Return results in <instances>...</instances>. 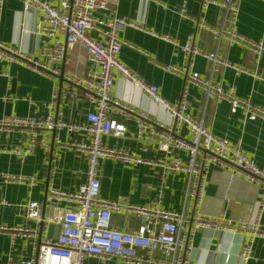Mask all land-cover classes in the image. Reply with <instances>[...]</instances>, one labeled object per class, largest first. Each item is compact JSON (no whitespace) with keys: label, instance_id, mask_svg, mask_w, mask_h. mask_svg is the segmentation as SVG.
Segmentation results:
<instances>
[{"label":"built area","instance_id":"1","mask_svg":"<svg viewBox=\"0 0 264 264\" xmlns=\"http://www.w3.org/2000/svg\"><path fill=\"white\" fill-rule=\"evenodd\" d=\"M0 0V18L4 3ZM157 3V1L152 0ZM22 14L33 12L36 16L35 31L41 42L34 55L25 54L20 48L0 40V60L30 64L36 70L58 76L60 62L66 50L75 44L82 47L89 67L82 75L62 74L66 88L55 85L49 109L38 116L0 117V132H24L26 144L10 148L20 160L28 156L35 146L44 151L49 147L48 131L52 140L61 147L72 148L85 158V180L74 192L50 188L48 197L52 200H67L75 204L74 209L44 218L36 201L22 205L23 217L35 221L34 226L0 224V233L6 234L13 246L17 236L29 238L35 248V255L25 264H84L85 260L97 257L102 260L117 259L123 264H207L195 263L190 259L195 233L204 226H215L227 230L243 231L248 238L240 252V264H246L251 251V242L260 234L258 219L264 208V158L256 162L238 144L216 135L203 122L194 119L189 110V88L195 86L208 98L226 101L232 114L240 113L245 120H263L264 107L253 104L249 98L235 93L233 85L224 87L211 77H204L193 70L194 58L205 57L211 63L212 72L221 67L234 70L264 81V75L256 69H248L232 63L216 52L202 51L196 44L195 35L189 34L183 42L175 37H164L181 54V63L168 64L164 69L183 76L179 97L174 102L166 100L160 86L148 83L127 68L119 59L128 27L143 30L111 11L108 17L97 13L107 10L103 0H21ZM240 0H202L201 6L216 4L223 8L219 26H208L198 22L211 33L218 43L239 46L258 58L264 53L263 40H255L241 34L236 28ZM179 16L193 20L186 8V0L176 10ZM62 38H59V37ZM118 72L129 80L150 101L160 106L169 121L156 120L145 110H138L123 103L112 95L113 74ZM81 93L88 102L83 120L66 119L62 113L53 110V100L65 92ZM135 124L134 137L142 145L154 146L159 156L145 159L136 151L107 146L104 136H123L126 121ZM65 130L77 138L59 142L58 133ZM184 130L187 136L184 135ZM110 160L126 164L161 165L164 173L183 172L188 176L185 192V207L171 210L160 204V198L146 203L134 204L118 199H108L100 194V164ZM55 157L50 158V174L54 173ZM212 167L227 168L233 175L241 176L248 183L258 184L257 216L251 221L232 220L224 214L207 216L200 213L206 178ZM6 181L34 183L29 176H7ZM231 181V180H230ZM5 203L4 201H2ZM113 214L133 216L138 224L134 229L117 230L111 225ZM57 225L55 237L49 234L50 226ZM4 264H14L12 258Z\"/></svg>","mask_w":264,"mask_h":264},{"label":"crops","instance_id":"2","mask_svg":"<svg viewBox=\"0 0 264 264\" xmlns=\"http://www.w3.org/2000/svg\"><path fill=\"white\" fill-rule=\"evenodd\" d=\"M58 1V0H52ZM107 10L97 14L108 17L111 11L125 16L131 22L145 28L128 27L123 33L124 44L119 53L120 61L142 80L160 86L163 97L174 102L179 97L183 76L164 69L168 64L181 63L180 52L164 37H175L183 42L189 34L195 35L197 46L205 52H218L232 63L248 69H256L264 75V53L258 58L239 46H228L224 41L216 43L208 29L200 27L202 20L208 26H219L223 18V8L216 4L201 6L202 0H186V8L193 20L182 18L176 10L185 0H103ZM21 0H6L0 18V40L20 48L22 52L34 55L39 48L40 38L35 31L36 16L33 12L22 14ZM198 21V22H197ZM237 30L255 40L264 42V0H240L236 22ZM59 38H62L61 36ZM60 74L49 76L33 68L30 64L0 60V117L38 116L45 114L52 101L55 85L64 90L66 82L62 74L82 75L89 63L82 47L75 44L66 50L59 64ZM193 70L204 77H211L224 87L233 85L236 95L249 98L264 107V81L246 74H236L234 70L221 67L212 72L211 63L205 57L194 58ZM112 95L123 103L138 110H145L156 120L169 121L163 109L123 78L118 72L113 74ZM189 110L192 117L203 122L218 136L238 144L256 162L264 158V121L245 120L240 113L232 114L226 101H216L195 86L189 88ZM53 110L62 113L66 119L80 121L88 109V102L78 93L69 91L53 100ZM127 131L123 136H104L107 146L136 151L145 159L159 156L154 146L140 144L134 137L135 124L126 121ZM184 135L187 136L186 130ZM25 133L0 132V224L14 226L26 224L34 226L35 221L23 217L22 205L36 201L44 218H51L64 210L74 209L75 204L67 200H52L49 189L74 192L85 180V158L72 148L61 147L52 140L48 131L49 147L44 151L35 146L23 160L8 150L26 144ZM59 142L72 141L77 137L61 130ZM55 157V170L50 174V158ZM100 194L108 199L122 202L146 204L160 198V204L171 210H182L188 183L183 172H167L161 165L126 164L103 160L100 164ZM7 176H29L34 183L6 181ZM231 180V181H230ZM47 183V184H46ZM260 186L248 183L227 168L212 167L206 178V185L199 210L207 216L224 214L232 220L251 221L257 216L256 202ZM4 201L5 203H3ZM261 232L251 242V251L246 264H264V208L258 219ZM138 221L133 216L113 214L111 225L117 230L134 229ZM54 226L49 234L55 237ZM248 234L243 231L227 230L215 226H204L193 237L190 259L195 263L240 264V252ZM35 255L32 241L17 236L13 246L4 233H0V264L12 258L14 264H25ZM84 264H123L117 259L102 260L91 257Z\"/></svg>","mask_w":264,"mask_h":264},{"label":"water","instance_id":"3","mask_svg":"<svg viewBox=\"0 0 264 264\" xmlns=\"http://www.w3.org/2000/svg\"><path fill=\"white\" fill-rule=\"evenodd\" d=\"M46 184H47V183H46ZM56 229H57V226H54V233H55Z\"/></svg>","mask_w":264,"mask_h":264}]
</instances>
